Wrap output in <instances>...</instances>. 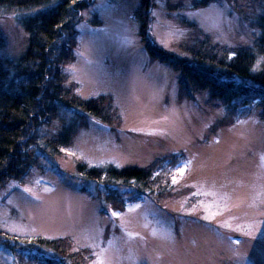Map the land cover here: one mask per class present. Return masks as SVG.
<instances>
[{
    "label": "rangeland",
    "instance_id": "374dc122",
    "mask_svg": "<svg viewBox=\"0 0 264 264\" xmlns=\"http://www.w3.org/2000/svg\"><path fill=\"white\" fill-rule=\"evenodd\" d=\"M197 1L151 0L148 37L153 44L181 57L182 45L196 37L191 25L220 46L252 43L254 30L245 19L253 0H211L196 7ZM140 4L93 0L81 13L73 59L62 71L66 82L77 85L79 97L110 96L120 122L109 125L82 112L61 111L63 123L77 132L56 156L44 148L43 139L58 131L60 119L41 124L31 136L37 145L27 172L0 185V231L12 239L67 238L89 250L88 264H264L259 110L253 107L223 126L224 109L208 105L206 92L193 100L180 97V72L145 49L135 17ZM21 14L0 10L4 56L17 57L27 46ZM169 155L175 157L170 169L178 195L144 196L122 211L105 206V190L76 168L78 161L145 167ZM116 189L131 197L129 190ZM5 241L0 238V264H42L33 255L56 258L37 246Z\"/></svg>",
    "mask_w": 264,
    "mask_h": 264
},
{
    "label": "trees",
    "instance_id": "16d2710c",
    "mask_svg": "<svg viewBox=\"0 0 264 264\" xmlns=\"http://www.w3.org/2000/svg\"><path fill=\"white\" fill-rule=\"evenodd\" d=\"M210 1H197L194 6H206ZM92 3L93 0H0V10L22 13L18 22L27 34V46L17 57L1 54L6 40L0 34V185L27 172L32 163L31 149L37 145L31 139L32 133H37L47 120L60 119V126L53 136L43 139L44 148L56 156L70 145L77 129L63 123L61 111H78L105 124H119L120 116L110 96L79 97L77 85L66 82L62 71L73 59L81 13ZM253 4L246 6L251 15L245 19L254 30L250 45L220 46L191 25L196 37L192 43L182 45L181 57L158 48L149 39L151 0H141L135 12L148 54L180 72V97L193 100L206 92L208 105L224 109L223 126L234 124L253 107L264 122V1L253 0ZM174 159L169 155L145 167L124 168L112 164L89 166L78 161L76 168L83 179L105 190L101 196L105 206L122 211L128 202L144 196L161 200L178 195L171 179ZM116 188L129 190L131 197L123 196ZM0 238L23 243L29 249L37 246L56 256L33 255L42 264H88L89 250L76 248L67 238L12 239L1 231Z\"/></svg>",
    "mask_w": 264,
    "mask_h": 264
},
{
    "label": "snow or ice",
    "instance_id": "6c2138e0",
    "mask_svg": "<svg viewBox=\"0 0 264 264\" xmlns=\"http://www.w3.org/2000/svg\"><path fill=\"white\" fill-rule=\"evenodd\" d=\"M181 175H183V172H182V171H181ZM112 214H113V216H117V215H118V213H116V212H113ZM99 264H103V261L101 260V261L99 262Z\"/></svg>",
    "mask_w": 264,
    "mask_h": 264
}]
</instances>
